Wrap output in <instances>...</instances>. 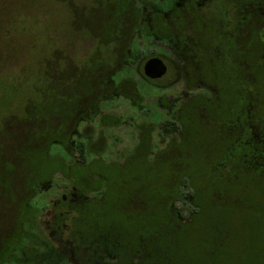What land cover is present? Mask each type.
<instances>
[{"label": "rangeland", "instance_id": "rangeland-1", "mask_svg": "<svg viewBox=\"0 0 264 264\" xmlns=\"http://www.w3.org/2000/svg\"><path fill=\"white\" fill-rule=\"evenodd\" d=\"M241 2V29L234 34L209 31L211 38L203 49L200 42L210 36L203 25L213 28L219 23L208 18L203 22L195 8L192 13L185 9L183 0H0V198L3 181L14 194H21L20 179L2 176L24 168L27 158L17 151L35 150L45 159L43 175L32 179L34 189L25 195L30 205L22 212L19 247L4 264H140L144 257L159 255L151 238L143 237L136 250L118 251L87 227L85 209L93 212L96 204L91 201L94 192L78 183L82 164L72 155L77 140L87 145L88 163L127 166L124 177L129 183L154 175L152 184L162 182L170 188L180 176H187L193 195L181 187L179 200L198 210L179 221L189 227L172 244L176 264H193L199 255L209 260L216 256L221 264H264V135L258 123L264 118V55L256 57L264 52L260 46L264 27L250 22L252 0ZM234 4L203 0L198 7L232 29L239 18ZM174 7L182 8H177L182 13L163 20L174 21L177 31L168 38L152 35L143 21L156 24L162 19L159 10L169 13ZM136 12L141 13L140 21ZM183 14L187 18L175 21ZM123 27L125 46L115 41L117 29ZM128 43L142 62L154 55L161 58L168 67L166 75L156 82L146 80L139 59L134 63L125 59ZM61 90L86 97L70 124L68 139L54 141L61 150L47 152L30 139L33 126L21 117L23 106L28 101L27 114L39 103L46 104L43 109L48 113L55 100L78 102V97L59 96ZM91 101L93 111L87 119ZM166 118L181 125L173 137L159 132L158 125ZM240 151L246 157L235 178L216 183L215 174L204 172L227 156L238 161ZM182 155L186 157L181 163ZM85 168L96 183L101 168ZM216 190H224L226 197L224 209L214 212L210 192ZM202 212L215 229L219 225L224 231L218 232L223 236L216 250L211 240H218L214 239L218 233H210V241L201 240L204 224L199 228L193 224ZM9 216L0 208V241L13 239ZM174 217L169 220L177 227Z\"/></svg>", "mask_w": 264, "mask_h": 264}, {"label": "trees", "instance_id": "trees-1", "mask_svg": "<svg viewBox=\"0 0 264 264\" xmlns=\"http://www.w3.org/2000/svg\"><path fill=\"white\" fill-rule=\"evenodd\" d=\"M128 9V11L134 15L133 9L131 7ZM121 21L123 22V19ZM123 26H125L124 23ZM123 29L124 27L117 29L115 41L118 42L117 39H119V44L125 46V44H123L124 39L122 38ZM104 32L106 33L105 29ZM129 46L130 43H128L124 50L126 51L129 48V53L126 55L125 59L128 63H134V60L138 58V51L135 52L133 48ZM4 80L5 79L1 80L3 81L2 84H4ZM13 83L14 88L17 89L19 87L18 81ZM37 84L39 87L44 85L43 83L42 85L40 84V86L38 82ZM68 95L71 97H78V102H76V104L70 103L71 105H67V103L59 104L58 101L55 100L50 103L48 113H45L43 109V106L46 104L41 105V103H39L34 110L26 114L25 109L26 105H28V101L24 102L23 115L21 117L25 118L30 122L31 126H33L31 129L30 139L43 144L44 147L47 148V152L48 150H50V152L52 150L56 152L58 151L56 148L61 150V147L57 144L55 145L54 141L61 139L59 142H64L68 139V135L71 131L70 124L79 115L82 105L81 103L85 101L86 97L85 94H80L78 96L74 92L66 93L62 91V93H59V96ZM92 105L93 103L91 101L88 110L85 112L87 119H89L88 115H92ZM60 108L63 110L62 116H60ZM258 123L261 128H259L260 132L264 135V118L259 117ZM158 129L160 134L164 137H173L175 134L180 132L181 125L173 118H166L159 123ZM253 147H256L255 144L250 146L251 149H253ZM34 151L35 150L30 149H28V151H17L19 156H25V158H27L24 162L25 165H23L24 168L17 172H6L2 174V176L5 177H17L22 181L23 188L21 190V194H14L12 189H10L11 186H9L6 181H3L6 186L2 187L4 198H0V206H3L0 208L3 215H8V213L10 214L9 219L12 222L10 237L13 239H3L0 241V248L2 251L0 254V264H4L5 258L10 259L8 257L19 247V240L22 232L20 225L23 223L22 212L26 205H30L26 203L27 200L29 201L30 199L25 195L29 194L30 196L32 188L34 189V186L31 185L32 179H37L39 176L43 175V172L45 171V159L43 158L41 160L40 155H38L39 153ZM245 151L249 152L246 149ZM39 152L42 154L44 153L43 150H39ZM86 152V143L82 140H77L74 144L72 155L82 164V168H80L81 174L78 177V183L83 186L84 190L94 192L93 199L91 201L96 204L94 206L96 209L93 212L91 209H85L87 215V227L92 229L95 233L98 232L100 241L103 239L104 243H111L112 248L118 251H121L123 248H132L133 250H136L141 244L143 237L151 238L155 243V246H153L152 243V248L156 249V252H159V255L144 257L140 264H176L177 257L171 256L172 244L177 239V235L180 236V233L184 232L185 229L189 227V225H186L187 222L184 224H181L180 222L183 219L186 221L191 214L196 213L198 210L197 207H194L185 201L179 200V196L182 195L181 187H186L188 194L190 196L193 195L191 193L192 189L186 185V182H188L187 176H180L181 178L178 179V181L182 182V184L178 182V184L172 185L170 188L165 187L162 182L161 186L156 183L152 184L155 180V178H153L154 175H149L146 181L129 183V180L126 181V177H124L127 171V166H122L120 164L109 166L103 162L101 163L97 161L88 163ZM239 153L240 157H238V161L234 158H230V156H227L222 158L221 161L217 160L214 165L208 166L204 172L206 174H212V176L215 174L214 181L216 183L222 182L223 180L228 181L230 178H235V175H237L235 170H238L239 168L238 164L240 162L242 163L241 160L246 157V155H244V151H240ZM184 157L186 156H183L181 163L185 161ZM29 160L31 164L29 163ZM96 165L101 168L102 173L100 172L101 174H98L100 177L95 179V183L94 180L92 181L87 176V171L91 170L84 169H86L85 167L94 168ZM217 166H221L220 170H218ZM27 169H32V171L28 173ZM223 171H225V173L228 172L229 174H225ZM216 174L218 176H216ZM88 182L90 184L93 182V187H96L94 189L97 190V192L93 190V187H90ZM223 192L224 194H222ZM223 192L220 193L219 190L214 191V194L210 192L212 195L211 201L216 203L213 206L215 208L214 212L222 211L224 209V206L222 207V200L225 199L226 195L224 190ZM5 204H9L10 206L6 207ZM14 204L15 206H13ZM9 207L15 208V210H10L8 209ZM171 215H176L174 218L177 219V225L180 224L179 226L175 227L173 221L169 220ZM204 219L205 218H203L202 212L198 221L193 222V224L197 225L198 228L200 224H204L202 227V235H204V237H202L201 240L204 238L210 241V233L212 235L216 232L224 233V231L221 230L222 226L218 225V229H215V225H213L212 222ZM16 225L18 226L16 227ZM157 233L159 238L156 240L154 236H156ZM218 234L214 235V239L218 240H211V242L215 245V250L217 249V246L221 242L223 236V234ZM14 236L17 238L14 239ZM102 236L103 238H101ZM180 249L182 250L183 248ZM209 254H212V252ZM209 258L210 257L205 258L203 255L194 256L193 264L222 263L221 259L219 263L216 256L210 260ZM180 262L181 264H185L184 261Z\"/></svg>", "mask_w": 264, "mask_h": 264}, {"label": "flooded vegetation", "instance_id": "flooded-vegetation-1", "mask_svg": "<svg viewBox=\"0 0 264 264\" xmlns=\"http://www.w3.org/2000/svg\"><path fill=\"white\" fill-rule=\"evenodd\" d=\"M175 2H177V0H174ZM199 1H203V0H183V3L182 4H184V7H185V9L186 10H188V11H190L191 13H192V8H195V11H196V13H198V14H196L195 13V16H197V17H201V19L203 18V22L204 21H208V20H210L211 22H213V21H215V22H217V23H219V24H217L216 26H213V28H211V27H209L208 25H203V29H205V31L207 32V33H210L209 31H213V32H216L217 33V31L218 32H220V33H229V34H234L235 33V31H237V30H240L241 28H240V26H239V23L241 22V19H242V15L244 14V12L241 10L242 8H243V6H242V2H241V0H240V2H238L237 0H234L235 1V4H234V8L236 7V10H237V13H238V21H236V23L233 25V28L232 29H225L224 28V26L222 25V22L218 19V20H215L213 17L214 16H211V14H208V15H206V13L205 12H203L204 11V9H200L198 6H200L199 5ZM251 6H252V8H250V22H251V24H252V26H253V24L256 26V27H264V18H262V16L261 15H263L264 14V0H252V3H251ZM178 7H174L173 9H171V10H169V13L167 12L166 13V11H163V10H159L157 13L159 14V16L162 18L159 22H157L156 24H152L151 23V20L150 19H145L144 21H143V23H145L149 28H150V30H151V34L152 35H154V36H158V37H160V38H168V37H172V34L175 32V31H177V30H175V24H173L174 23V21H164L163 19H166L169 15H173V14H175V13H182V12H180V11H178V9H181L182 10V8H178ZM233 8V9H234ZM200 9V10H199ZM140 12H141V10H140ZM137 14H139L138 15V17H139V21H140V18H141V13H138V12H136ZM194 14V13H193ZM195 16H193V17H195ZM210 17V18H209ZM185 18H187V16H185L184 14H183V16H182V18H180L179 20L177 19V20H175V21H177V22H179V21H183V19H185ZM207 18H208V20H207ZM142 20V19H141ZM199 28H200V26H198ZM163 33H162V32ZM206 32H204V33H206ZM240 33V32H239ZM211 38V33H210V36L206 39V38H204L203 39V42H200L201 43V45L200 46H202L203 47V49H205V42L208 40V39H210ZM260 46H261V48H264V40L262 39V41L260 42ZM202 50V49H201ZM248 50V49H247ZM135 51V50H134ZM200 51V50H199ZM136 52V51H135ZM263 56L264 55V52L263 51H260L259 52V54L257 55L256 54V57H258V56ZM154 57H157V58H159L158 56H152V57H149V58H147L146 60H144L143 62L142 61H140L141 60V58L142 57H140L139 58V52H138V58L137 59H139V61L138 62H140V64H141V70H142V75H143V77L146 79V80H148L149 82H156V81H159V80H161L165 75H166V73H167V71H168V67H167V65L165 64V62L161 59V58H159V59H161L162 60V62L164 63V65L166 66V71H165V73L162 75V76H160V77H156V78H151V77H149V76H147L145 73H144V64H145V62L148 60V59H150V58H154ZM264 58V57H263ZM137 59L136 60H134V62L135 61H137ZM212 71H213V69H211ZM212 73V72H211ZM211 75V74H210ZM214 78H219V77H217V76H214ZM236 90V89H235Z\"/></svg>", "mask_w": 264, "mask_h": 264}, {"label": "water", "instance_id": "water-1", "mask_svg": "<svg viewBox=\"0 0 264 264\" xmlns=\"http://www.w3.org/2000/svg\"><path fill=\"white\" fill-rule=\"evenodd\" d=\"M165 71L166 66L162 60L157 57L148 59L144 64V73L151 78L160 77Z\"/></svg>", "mask_w": 264, "mask_h": 264}]
</instances>
